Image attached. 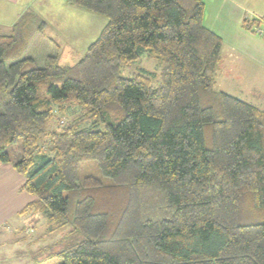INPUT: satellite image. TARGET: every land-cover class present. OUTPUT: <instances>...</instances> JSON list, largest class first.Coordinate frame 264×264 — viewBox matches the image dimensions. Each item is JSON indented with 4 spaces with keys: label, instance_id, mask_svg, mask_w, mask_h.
Wrapping results in <instances>:
<instances>
[{
    "label": "trees",
    "instance_id": "obj_1",
    "mask_svg": "<svg viewBox=\"0 0 264 264\" xmlns=\"http://www.w3.org/2000/svg\"><path fill=\"white\" fill-rule=\"evenodd\" d=\"M67 1L108 19L73 65L24 70L47 25L34 13L0 34V162L37 196L23 212L71 228L59 264H264V108L216 89L204 1ZM147 51L158 85L122 75ZM69 101L93 126L47 130Z\"/></svg>",
    "mask_w": 264,
    "mask_h": 264
},
{
    "label": "crops",
    "instance_id": "obj_2",
    "mask_svg": "<svg viewBox=\"0 0 264 264\" xmlns=\"http://www.w3.org/2000/svg\"><path fill=\"white\" fill-rule=\"evenodd\" d=\"M203 1L205 26L223 39L216 89L239 98L228 90L233 85L236 93L248 100L240 99L253 105L258 103L262 106L256 107L264 108V71L261 67H264V0ZM89 12L67 0H0V34L11 33L22 17L34 13L46 20V28H49L50 21L65 24L74 40H84L93 35L91 26L95 17ZM66 13L67 18L64 19ZM60 14V19L56 18ZM254 21L258 23L253 24ZM248 23H252L250 29L245 26ZM219 79L227 88L219 86ZM26 180V176L19 173L12 163L0 162V237L4 239L10 236V230L18 232L19 225L22 226L21 231L31 235L35 230L39 232V227L46 234L43 225L50 232L59 229L42 213L23 212L37 199L36 195L23 189ZM26 224L31 225L30 228ZM5 229L6 233L2 231Z\"/></svg>",
    "mask_w": 264,
    "mask_h": 264
},
{
    "label": "rangeland",
    "instance_id": "obj_3",
    "mask_svg": "<svg viewBox=\"0 0 264 264\" xmlns=\"http://www.w3.org/2000/svg\"><path fill=\"white\" fill-rule=\"evenodd\" d=\"M89 13L95 17L93 18L95 20L91 26L93 35L88 39L74 40V38H72L73 36L70 35L67 30V25H59L53 21L48 23L50 25H48L49 28H46V26L43 29V32L35 34V38L26 52V55L35 57L36 62H28L25 65L24 70H30L36 65H42L47 54L58 53L59 61L62 65H73L79 62L90 44L100 36L104 26L108 22L107 17L104 15L95 12ZM60 16L61 14L56 18L60 19ZM63 18H67V13L63 15ZM32 19L36 24V21H38L37 19L39 18L33 17ZM42 20L46 22L44 18H42ZM74 46H76V48L73 50L72 48ZM261 67L264 71V67ZM139 73L148 74L151 76L154 85H158L161 81L162 66L157 59L147 51L140 60L130 63L122 71V75L128 78ZM218 81L220 87L227 88L223 85L222 80L219 79ZM228 90H232V92H234L239 98H245L236 93V89L233 88V85H231ZM262 92L264 93V89ZM245 100L248 99L245 98ZM253 102L255 103V101ZM255 105L262 106L258 105V103ZM60 107L61 109L57 106L55 107V118L47 123V130L62 129L64 125L75 123L76 121H80L81 126L84 127L93 126V120L90 117L91 114L88 113L86 108L80 106L77 102H64ZM47 142L48 138H43L42 144L44 146L47 145ZM82 172L84 174H96L97 168L95 163H85ZM30 226L29 224H26V227L30 228ZM21 227L22 226L19 225L18 232L10 230V236H5V239L4 237H0V264H59L61 262V258L57 253L71 243V239L65 238L71 228H59L58 230L50 232L49 229L46 230V225H43L42 228L45 229L47 235L40 227L38 228V230L40 229L39 232L35 230L31 235L27 233V231H21ZM2 231L6 233V229ZM1 241H3V243H1Z\"/></svg>",
    "mask_w": 264,
    "mask_h": 264
}]
</instances>
